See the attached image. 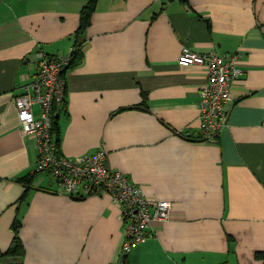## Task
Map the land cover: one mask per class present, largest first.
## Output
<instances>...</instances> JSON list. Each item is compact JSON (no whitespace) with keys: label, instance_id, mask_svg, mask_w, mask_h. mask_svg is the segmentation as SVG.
Here are the masks:
<instances>
[{"label":"crops","instance_id":"0c3cea01","mask_svg":"<svg viewBox=\"0 0 264 264\" xmlns=\"http://www.w3.org/2000/svg\"><path fill=\"white\" fill-rule=\"evenodd\" d=\"M88 1L0 0V263L263 264L264 0H98L80 36ZM77 40L83 58L65 71L60 152L103 147L151 203L172 202L169 219L153 220L124 259L120 205L60 194L36 172V140L15 106L36 51L67 55ZM184 48L240 55L228 124L214 140L198 139L208 70L179 65ZM16 215L25 250L8 255Z\"/></svg>","mask_w":264,"mask_h":264},{"label":"built area","instance_id":"2783aa9c","mask_svg":"<svg viewBox=\"0 0 264 264\" xmlns=\"http://www.w3.org/2000/svg\"><path fill=\"white\" fill-rule=\"evenodd\" d=\"M72 51L67 55L36 51V74L15 98L20 128L23 134L35 137L38 149L35 171L48 172L56 180L60 194L72 198L108 195L120 205L126 227L120 251L124 259L133 245L146 240L153 220L169 219L172 202L151 203L140 185L109 165L108 152L103 147L76 157L60 152L53 131V116L65 102V70ZM239 56L238 53L224 56L215 50L195 52L189 48H184L178 56L181 66L197 64L208 70L198 103L200 140H214L228 124L226 104L233 98L234 80L242 73Z\"/></svg>","mask_w":264,"mask_h":264},{"label":"trees","instance_id":"16d2710c","mask_svg":"<svg viewBox=\"0 0 264 264\" xmlns=\"http://www.w3.org/2000/svg\"><path fill=\"white\" fill-rule=\"evenodd\" d=\"M97 1L98 0H89L84 5V7L82 8L81 14H80V26L77 30L78 35L82 36L81 33H83V31L86 29V27L90 24L91 14L96 7ZM83 43H84L83 40L82 41L77 40L76 43L74 44V48H73V51H72L71 57H70L71 58L70 63L68 64L67 68L69 66H74L75 64H78L82 61ZM65 104H66V101L64 102L63 106L60 107L58 112H56V114L53 116V131H54V134L56 136V139H57V142L59 145H60L61 136H60L59 125H58V117H59V114L62 111H64V109H66ZM32 180H33V176L30 174L27 176H24L22 178V181L26 185H29L32 182ZM21 199L24 200L25 196H23ZM17 212H19V211H17ZM21 225H22V221H21L19 215H16V217L13 221V224H12V228H13V232H14L12 244L6 252L8 255H22L24 253L25 248H24V245H23L21 237H20ZM1 253L2 252H0V254ZM256 257L259 259H262L263 264H264V250L257 251ZM0 264H22V263L21 262H8V263H0Z\"/></svg>","mask_w":264,"mask_h":264},{"label":"water","instance_id":"95a60500","mask_svg":"<svg viewBox=\"0 0 264 264\" xmlns=\"http://www.w3.org/2000/svg\"><path fill=\"white\" fill-rule=\"evenodd\" d=\"M170 1H172V0H170Z\"/></svg>","mask_w":264,"mask_h":264}]
</instances>
